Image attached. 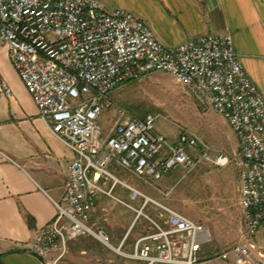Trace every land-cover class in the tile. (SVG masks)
I'll use <instances>...</instances> for the list:
<instances>
[{
	"label": "built area",
	"instance_id": "obj_1",
	"mask_svg": "<svg viewBox=\"0 0 264 264\" xmlns=\"http://www.w3.org/2000/svg\"><path fill=\"white\" fill-rule=\"evenodd\" d=\"M0 41L52 133L73 152L56 213L35 232L28 249L38 256L66 251L68 240L93 236L111 245L92 214L100 195L146 217L154 230L139 238L130 254L145 264H200L204 225L158 202L118 176L121 168L144 182L201 163L223 167V151L212 152L187 134L169 143L155 128L157 116H129L118 111L110 132L98 123L111 92L125 82L155 71L168 73L200 103L223 116L236 135L242 214L240 240L217 253L236 264H264L256 234L264 221V95L246 74L231 34L200 35L166 46L148 22L100 0H0ZM13 90L0 73V97ZM120 186L135 208L115 194ZM155 203L161 222L144 213Z\"/></svg>",
	"mask_w": 264,
	"mask_h": 264
},
{
	"label": "crops",
	"instance_id": "obj_2",
	"mask_svg": "<svg viewBox=\"0 0 264 264\" xmlns=\"http://www.w3.org/2000/svg\"><path fill=\"white\" fill-rule=\"evenodd\" d=\"M100 1L108 8L124 9L148 22L155 37L166 46L200 35L231 34L246 74L264 95V0ZM0 73L13 90L12 96L0 97V264H145L130 254L135 242L152 232L154 225L146 217L147 221L139 222L144 216H137L133 210L131 219L123 216L121 209L125 206L104 195L97 197L92 218L121 253L93 236L68 240L60 258L59 250L38 256L28 249L35 232L56 213L54 201L60 200L64 192L73 152L40 117L10 62L8 47L1 41ZM237 178L239 199V166ZM123 179L139 188L128 178ZM170 182L171 175L165 174L147 183L155 185L150 192L152 199L172 208L165 198L171 190ZM115 194L135 208L143 203L141 198L130 200L129 191L120 186ZM148 206L157 214L161 211L157 204L149 203L144 213ZM200 223L205 228L201 236L210 237L202 245L200 264H236L216 255L237 243L241 224ZM256 241L264 249V221Z\"/></svg>",
	"mask_w": 264,
	"mask_h": 264
},
{
	"label": "rangeland",
	"instance_id": "obj_3",
	"mask_svg": "<svg viewBox=\"0 0 264 264\" xmlns=\"http://www.w3.org/2000/svg\"><path fill=\"white\" fill-rule=\"evenodd\" d=\"M110 97L112 105L105 107L98 119L103 135L110 132L119 116L118 111L123 109L129 116L155 114V130L171 144L182 141V136L187 133L204 142L212 152L223 151L229 160L223 167L204 162L194 168L169 172L171 190L165 198L173 209L195 221L242 226L237 178L241 151L233 131L222 115L198 102L186 88L163 71L151 72L125 82L111 92ZM113 170L120 177L137 184L141 191L151 197L150 192L155 185L148 183L154 180L145 183L118 167L114 166ZM150 205L153 206V203ZM148 207L145 214L161 222L160 212L157 214L151 210V206ZM121 210L123 216L130 219L134 216V212L125 207ZM143 221L147 219L141 217L139 222ZM239 240L240 237L236 242Z\"/></svg>",
	"mask_w": 264,
	"mask_h": 264
}]
</instances>
